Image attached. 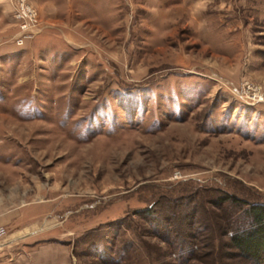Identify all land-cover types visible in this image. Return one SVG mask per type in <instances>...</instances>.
<instances>
[{"label": "rangeland", "instance_id": "rangeland-1", "mask_svg": "<svg viewBox=\"0 0 264 264\" xmlns=\"http://www.w3.org/2000/svg\"><path fill=\"white\" fill-rule=\"evenodd\" d=\"M76 1L3 38L0 247L34 230L73 264H184L150 209L199 227L187 264H249L222 225L264 203V0Z\"/></svg>", "mask_w": 264, "mask_h": 264}, {"label": "trees", "instance_id": "trees-1", "mask_svg": "<svg viewBox=\"0 0 264 264\" xmlns=\"http://www.w3.org/2000/svg\"><path fill=\"white\" fill-rule=\"evenodd\" d=\"M177 199H180V197ZM227 201L233 203L240 202L238 198L232 195L220 194L217 198L210 199L209 203L215 207H221ZM155 213H157L155 210L150 209H146L143 212V216L148 217V223L153 225L155 229L154 235L165 242L172 252H177V259L187 264L195 255V250L192 249L193 244L191 239H195L199 233V227H193L191 232L187 235L185 234L187 239H181V235L178 233L179 230L176 231L170 226V223H167L170 219L158 218L164 221V224H159L158 219H155ZM242 213L243 222L241 224L234 225L235 221L233 222L228 217L226 220H223V235L226 236L227 234L228 244L234 250L235 256L244 258L249 264H264V203L248 204ZM189 218L190 216H186V219ZM187 223L188 226L192 225L191 221H187ZM105 261L104 264H116L114 260Z\"/></svg>", "mask_w": 264, "mask_h": 264}, {"label": "crops", "instance_id": "crops-1", "mask_svg": "<svg viewBox=\"0 0 264 264\" xmlns=\"http://www.w3.org/2000/svg\"><path fill=\"white\" fill-rule=\"evenodd\" d=\"M40 12L41 16L46 11H56L63 8L70 0H29ZM90 0H86V3ZM98 1V0H97ZM79 6L84 0H77ZM14 0H0V50L5 35L10 32V21L13 16ZM47 17V16H46ZM49 19V18H48ZM22 47V46H20ZM2 52V51H1ZM11 214L3 211L0 205V225L10 221ZM34 230H28L27 235L22 236L24 244L21 247L13 248V238H8L6 244L0 248V264H73L74 257L70 246L59 240L40 237L34 238ZM25 233V232H24ZM21 239V240H22Z\"/></svg>", "mask_w": 264, "mask_h": 264}, {"label": "built area", "instance_id": "built-area-1", "mask_svg": "<svg viewBox=\"0 0 264 264\" xmlns=\"http://www.w3.org/2000/svg\"><path fill=\"white\" fill-rule=\"evenodd\" d=\"M13 18L18 27L17 45L22 46L41 30L38 9L29 0H15ZM253 96L263 97L264 93L258 89H253ZM5 234L6 228L0 225V238L4 237Z\"/></svg>", "mask_w": 264, "mask_h": 264}]
</instances>
